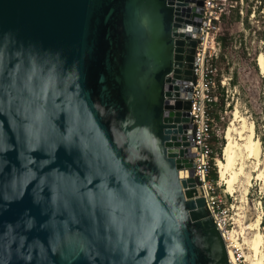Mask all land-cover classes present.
Returning <instances> with one entry per match:
<instances>
[{
    "label": "water",
    "instance_id": "95a60500",
    "mask_svg": "<svg viewBox=\"0 0 264 264\" xmlns=\"http://www.w3.org/2000/svg\"><path fill=\"white\" fill-rule=\"evenodd\" d=\"M202 5L0 0V264H230L187 140Z\"/></svg>",
    "mask_w": 264,
    "mask_h": 264
},
{
    "label": "rangeland",
    "instance_id": "374dc122",
    "mask_svg": "<svg viewBox=\"0 0 264 264\" xmlns=\"http://www.w3.org/2000/svg\"><path fill=\"white\" fill-rule=\"evenodd\" d=\"M234 5L220 22L218 35L221 51L214 63L215 84L210 89V110L214 119L212 129L218 138L212 145L218 175L215 184L216 195L221 199L220 216L226 223L229 241L235 239L245 221L249 223L259 212H262L264 224V178L257 177V171L253 170L252 164L248 162L247 170L251 172L248 193L244 197L243 179L232 195L227 192L226 184L220 180L217 166V159L223 157L225 129L231 122L236 108L255 122V136L261 139V158H264V74L260 72L257 64L258 54H264V0H238V4ZM245 215L246 220L242 221ZM253 233L254 231L246 230L240 237L243 248L229 246L237 249L242 255V264H249L244 253L252 254L249 244Z\"/></svg>",
    "mask_w": 264,
    "mask_h": 264
},
{
    "label": "built area",
    "instance_id": "2783aa9c",
    "mask_svg": "<svg viewBox=\"0 0 264 264\" xmlns=\"http://www.w3.org/2000/svg\"><path fill=\"white\" fill-rule=\"evenodd\" d=\"M243 0H240L242 2ZM238 4V0H203L201 20L198 26L188 24L185 30H191L193 37L197 40L196 52L194 55L193 80L191 83H184L185 87L191 88V96L186 91L185 99H189L190 121L188 123L187 140L191 143L189 153L193 163V177L196 180V188L199 189L204 198L205 205L210 216L215 222L217 229L221 232L224 240L228 233L225 221H222L220 198L216 195L217 183L210 175L213 169V162L216 165V157L212 156L213 149V117L209 114L210 89L214 86V73L216 72L215 61L219 58L221 41L219 39V28L222 17L228 14L230 7ZM197 30H194V28ZM226 242V240H225ZM234 261L230 264H242L241 254L234 249Z\"/></svg>",
    "mask_w": 264,
    "mask_h": 264
},
{
    "label": "bare ground",
    "instance_id": "6f19581e",
    "mask_svg": "<svg viewBox=\"0 0 264 264\" xmlns=\"http://www.w3.org/2000/svg\"><path fill=\"white\" fill-rule=\"evenodd\" d=\"M257 64L260 72L264 74V54L260 52L257 57ZM224 137L226 142L223 146V157L217 160L220 180L227 187L229 194H235L237 186L244 179V197L248 193L250 186L251 172L247 170L250 162L252 169L257 171V177L264 178V158H261V139L255 136V122L242 114L238 108L235 109L233 118L225 129ZM179 176L182 179L190 177L188 169H180ZM245 218V219H244ZM246 220V215L242 221ZM262 228V229H261ZM246 230L254 231L249 244L252 254L245 252V257L249 264H264V224H262V212L248 223L245 221L241 231L236 233L235 239L229 241V236H225L229 260L234 261V249L243 248L241 236ZM233 248H230V247Z\"/></svg>",
    "mask_w": 264,
    "mask_h": 264
},
{
    "label": "trees",
    "instance_id": "16d2710c",
    "mask_svg": "<svg viewBox=\"0 0 264 264\" xmlns=\"http://www.w3.org/2000/svg\"><path fill=\"white\" fill-rule=\"evenodd\" d=\"M212 103H210V105H211ZM209 114L211 115L212 114V111L209 109ZM218 140V138H217V135L214 133V131H213V138H212V143H214V142H216ZM224 146V145H223ZM212 156L213 157H215V151H213V153H212ZM222 158V157H221ZM218 159H220V158H218ZM217 159V160H218ZM212 162H213V169H212V171H211V175H210V177H211V179L214 181V182H216L217 181V178H218V175H217V171H216V165H214V159L212 160Z\"/></svg>",
    "mask_w": 264,
    "mask_h": 264
}]
</instances>
